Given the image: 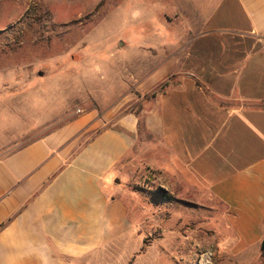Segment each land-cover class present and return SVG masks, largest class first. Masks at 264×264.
<instances>
[{"label": "crops", "instance_id": "0c3cea01", "mask_svg": "<svg viewBox=\"0 0 264 264\" xmlns=\"http://www.w3.org/2000/svg\"><path fill=\"white\" fill-rule=\"evenodd\" d=\"M175 5L158 21L179 36L157 44L148 24L137 46L150 69L135 110L79 116L0 159V264H84L138 234L123 176L142 168L220 202L236 241L264 240V0Z\"/></svg>", "mask_w": 264, "mask_h": 264}, {"label": "rangeland", "instance_id": "374dc122", "mask_svg": "<svg viewBox=\"0 0 264 264\" xmlns=\"http://www.w3.org/2000/svg\"><path fill=\"white\" fill-rule=\"evenodd\" d=\"M177 1L0 0V159L79 116L135 110L136 83L150 69L137 46L150 43V25L161 29L157 44L179 36L160 23ZM169 180L145 168L123 176L138 234L84 264H264V240L236 241L220 202Z\"/></svg>", "mask_w": 264, "mask_h": 264}, {"label": "trees", "instance_id": "16d2710c", "mask_svg": "<svg viewBox=\"0 0 264 264\" xmlns=\"http://www.w3.org/2000/svg\"><path fill=\"white\" fill-rule=\"evenodd\" d=\"M148 196L151 197L152 199H156L162 202H170L172 200V197L170 195L167 194H158L157 191H148L147 192Z\"/></svg>", "mask_w": 264, "mask_h": 264}, {"label": "water", "instance_id": "95a60500", "mask_svg": "<svg viewBox=\"0 0 264 264\" xmlns=\"http://www.w3.org/2000/svg\"><path fill=\"white\" fill-rule=\"evenodd\" d=\"M42 73L39 72V75H41ZM261 250L264 251V242H262V245H261Z\"/></svg>", "mask_w": 264, "mask_h": 264}]
</instances>
